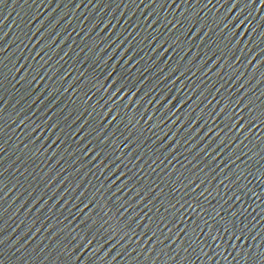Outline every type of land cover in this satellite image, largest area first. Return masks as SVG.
Returning a JSON list of instances; mask_svg holds the SVG:
<instances>
[{
    "label": "water",
    "instance_id": "water-1",
    "mask_svg": "<svg viewBox=\"0 0 264 264\" xmlns=\"http://www.w3.org/2000/svg\"><path fill=\"white\" fill-rule=\"evenodd\" d=\"M0 264H264V0H0Z\"/></svg>",
    "mask_w": 264,
    "mask_h": 264
}]
</instances>
